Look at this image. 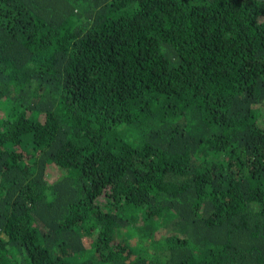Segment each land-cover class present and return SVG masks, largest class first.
Returning a JSON list of instances; mask_svg holds the SVG:
<instances>
[{
	"label": "trees",
	"instance_id": "trees-1",
	"mask_svg": "<svg viewBox=\"0 0 264 264\" xmlns=\"http://www.w3.org/2000/svg\"><path fill=\"white\" fill-rule=\"evenodd\" d=\"M0 264H264V0H0Z\"/></svg>",
	"mask_w": 264,
	"mask_h": 264
}]
</instances>
